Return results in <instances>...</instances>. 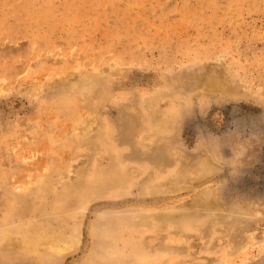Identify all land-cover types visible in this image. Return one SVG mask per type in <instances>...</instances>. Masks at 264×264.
<instances>
[{"label":"rangeland","instance_id":"rangeland-1","mask_svg":"<svg viewBox=\"0 0 264 264\" xmlns=\"http://www.w3.org/2000/svg\"><path fill=\"white\" fill-rule=\"evenodd\" d=\"M0 264H264V0H0Z\"/></svg>","mask_w":264,"mask_h":264},{"label":"bare ground","instance_id":"bare-ground-1","mask_svg":"<svg viewBox=\"0 0 264 264\" xmlns=\"http://www.w3.org/2000/svg\"><path fill=\"white\" fill-rule=\"evenodd\" d=\"M56 186H57V184H56ZM76 230V229H75ZM69 242V241H68ZM71 242H75V243H77L78 242V240L77 239H73V240H71Z\"/></svg>","mask_w":264,"mask_h":264}]
</instances>
